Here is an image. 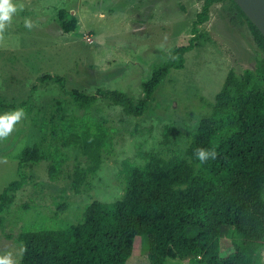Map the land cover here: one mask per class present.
Listing matches in <instances>:
<instances>
[{
    "label": "rangeland",
    "instance_id": "1",
    "mask_svg": "<svg viewBox=\"0 0 264 264\" xmlns=\"http://www.w3.org/2000/svg\"><path fill=\"white\" fill-rule=\"evenodd\" d=\"M17 11L0 29V115L23 109L25 115L0 138V194L18 179L22 150L39 144V159L20 170L25 184L0 214V256L19 263L26 232L57 230L78 223L94 201L109 203L124 193L121 163L143 165L149 155L183 157L194 134L207 125L229 71H255L263 54L245 26L229 21V2L210 8L201 39L184 55V68L171 70L139 116L98 101L88 109L69 96L77 90H119L134 103L142 83L171 58L177 41L190 37L198 0H10ZM78 20L62 34L57 12ZM31 27L25 26V21ZM45 75L62 84L40 82ZM104 131L97 149L91 135ZM97 150V152H96ZM96 152V153H95ZM97 155L92 159V155ZM76 168L85 179L73 190ZM230 236L222 244L230 242ZM254 264H264V237L253 244ZM126 264H149L139 240ZM163 264H187L165 260Z\"/></svg>",
    "mask_w": 264,
    "mask_h": 264
},
{
    "label": "trees",
    "instance_id": "2",
    "mask_svg": "<svg viewBox=\"0 0 264 264\" xmlns=\"http://www.w3.org/2000/svg\"><path fill=\"white\" fill-rule=\"evenodd\" d=\"M198 1L202 6L190 37L180 38L171 58L152 70L141 85V100L134 103L125 93L110 89H97L94 95L72 90V100L86 109L104 101L126 115L141 116L169 72L184 68V55L201 39L199 28L209 20L210 8L224 2H229L230 24L245 26L263 54L258 68L241 76L228 72L207 125L194 134L183 157L149 155L143 165L123 161L125 188L120 198L92 202L78 223L63 229L22 234L18 264H126L139 240L149 264L167 259L187 264H254L253 244L264 237V37L233 0ZM57 19L64 35L78 28L77 17L69 11L58 10ZM39 81L62 84V78L49 75ZM90 137L97 149L105 140L102 129ZM201 148L213 150L215 158L201 164L195 156ZM39 151L37 143L22 150L19 177L0 194V214L25 184L22 166L37 162ZM85 173L75 169L76 194ZM227 236L230 242L223 245Z\"/></svg>",
    "mask_w": 264,
    "mask_h": 264
},
{
    "label": "clouds",
    "instance_id": "3",
    "mask_svg": "<svg viewBox=\"0 0 264 264\" xmlns=\"http://www.w3.org/2000/svg\"><path fill=\"white\" fill-rule=\"evenodd\" d=\"M17 9L10 2V0H0V29L6 27L7 22L10 21L12 14L15 13ZM26 27H31V22L25 21ZM25 115L23 109H17L14 112L0 115V138L7 137L13 130V125L15 122L19 121ZM216 153L210 149H198L195 152V156L198 161L202 164L206 160L215 158ZM0 264H16L10 254L0 256Z\"/></svg>",
    "mask_w": 264,
    "mask_h": 264
},
{
    "label": "water",
    "instance_id": "4",
    "mask_svg": "<svg viewBox=\"0 0 264 264\" xmlns=\"http://www.w3.org/2000/svg\"><path fill=\"white\" fill-rule=\"evenodd\" d=\"M264 37V0H233Z\"/></svg>",
    "mask_w": 264,
    "mask_h": 264
}]
</instances>
